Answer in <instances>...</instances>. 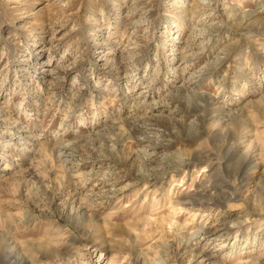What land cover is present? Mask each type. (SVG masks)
<instances>
[{
    "label": "rangeland",
    "instance_id": "374dc122",
    "mask_svg": "<svg viewBox=\"0 0 264 264\" xmlns=\"http://www.w3.org/2000/svg\"><path fill=\"white\" fill-rule=\"evenodd\" d=\"M0 264H264V0H0Z\"/></svg>",
    "mask_w": 264,
    "mask_h": 264
}]
</instances>
